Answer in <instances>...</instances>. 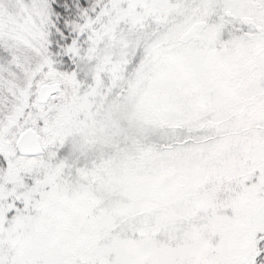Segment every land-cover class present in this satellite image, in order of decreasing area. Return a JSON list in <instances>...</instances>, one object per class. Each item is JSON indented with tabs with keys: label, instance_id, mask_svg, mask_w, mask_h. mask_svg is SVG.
I'll list each match as a JSON object with an SVG mask.
<instances>
[{
	"label": "snow or ice",
	"instance_id": "6c2138e0",
	"mask_svg": "<svg viewBox=\"0 0 264 264\" xmlns=\"http://www.w3.org/2000/svg\"><path fill=\"white\" fill-rule=\"evenodd\" d=\"M0 264H264V0H0Z\"/></svg>",
	"mask_w": 264,
	"mask_h": 264
}]
</instances>
